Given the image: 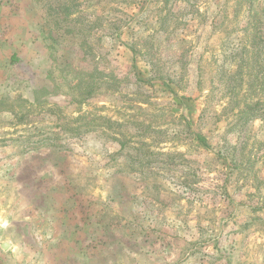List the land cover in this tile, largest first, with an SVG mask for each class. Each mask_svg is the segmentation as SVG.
Wrapping results in <instances>:
<instances>
[{
	"label": "rangeland",
	"instance_id": "1",
	"mask_svg": "<svg viewBox=\"0 0 264 264\" xmlns=\"http://www.w3.org/2000/svg\"><path fill=\"white\" fill-rule=\"evenodd\" d=\"M0 264H264V0H0Z\"/></svg>",
	"mask_w": 264,
	"mask_h": 264
},
{
	"label": "trees",
	"instance_id": "2",
	"mask_svg": "<svg viewBox=\"0 0 264 264\" xmlns=\"http://www.w3.org/2000/svg\"><path fill=\"white\" fill-rule=\"evenodd\" d=\"M132 51H134V50H132ZM195 139H196L200 144H202V145H206V144H204V143H205V138H203L202 136H200V135H196V136H195Z\"/></svg>",
	"mask_w": 264,
	"mask_h": 264
}]
</instances>
